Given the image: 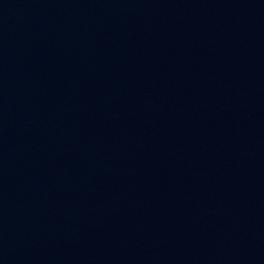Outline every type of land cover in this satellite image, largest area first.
Returning a JSON list of instances; mask_svg holds the SVG:
<instances>
[{"label": "water", "instance_id": "water-1", "mask_svg": "<svg viewBox=\"0 0 264 264\" xmlns=\"http://www.w3.org/2000/svg\"><path fill=\"white\" fill-rule=\"evenodd\" d=\"M0 264H264V0H0Z\"/></svg>", "mask_w": 264, "mask_h": 264}]
</instances>
